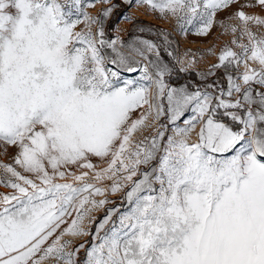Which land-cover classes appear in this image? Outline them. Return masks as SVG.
<instances>
[{
	"label": "snow or ice",
	"instance_id": "snow-or-ice-1",
	"mask_svg": "<svg viewBox=\"0 0 264 264\" xmlns=\"http://www.w3.org/2000/svg\"><path fill=\"white\" fill-rule=\"evenodd\" d=\"M137 3L185 34L231 32L240 51L207 74L223 68L227 88L170 83L162 30V44L109 37L111 0H0V146L16 149L0 161V264H264V0ZM233 6L237 23L217 21ZM93 180L124 193L102 218Z\"/></svg>",
	"mask_w": 264,
	"mask_h": 264
},
{
	"label": "rangeland",
	"instance_id": "rangeland-1",
	"mask_svg": "<svg viewBox=\"0 0 264 264\" xmlns=\"http://www.w3.org/2000/svg\"><path fill=\"white\" fill-rule=\"evenodd\" d=\"M111 3L117 5L113 9L110 17L105 21L107 35L109 37H114L118 33L121 38L125 41L129 40L134 35H141L144 38L153 40L158 44H162V38L155 34L156 31L162 30L169 34L168 45H163L161 47V56L164 61L167 62L173 69V73L168 77V81L172 84H184V83H218L227 88V79L223 68L215 69L214 75H207L209 70L212 69L214 64L219 63L218 57L222 49L227 45L231 47L234 51L239 52L240 49L231 43L233 40V35L231 32H225L220 25L214 24L207 35H197L196 28L199 26L198 23H194L187 27L186 34L182 32L176 22L174 17L169 16L168 18H161L156 12L150 11L146 5L141 6L137 3V0H111ZM110 4L105 3H95L94 7L87 8V12L91 16H100L101 12L110 7ZM235 6L232 8L220 12L217 14V21L224 20L226 23L235 24L237 21H228L227 15L229 12L235 11ZM252 11V10H248ZM127 16L130 19H124ZM137 26H146L152 28L154 31L149 33L147 31L140 33L138 32ZM80 25L77 30L83 28ZM95 31V26H93ZM254 31L256 29H253ZM246 43V39L242 41ZM171 52V55L168 53ZM185 67L187 70L184 72L179 71L181 67ZM252 67H257L256 64H252ZM243 65H241L239 71H243ZM198 73L206 74V78H202ZM138 73H127L122 72L124 78H135ZM138 113H134V116ZM166 122V121H165ZM149 127L141 132H137L133 136L134 141L142 140L145 136L149 135L155 123L149 120ZM180 126H183L182 121ZM195 134L193 133L192 139L195 140ZM15 148H9L7 154L3 153L2 146H0V161L5 163L11 162V157L15 154ZM98 166V168L107 167L105 162L100 161L98 158H93L92 161ZM91 179V176L89 177ZM71 182V181H69ZM97 183L98 186L104 187L106 189L105 196H96V200H101L107 198L112 203L105 205L103 208L95 209L92 211L91 216L95 218H102L105 215V211L108 208L118 207L121 205L123 198V191H118L116 194H112L108 191V187L111 181L105 180L103 182L92 181ZM10 189L0 186V193H7ZM85 227L91 226L93 231L95 230V225H89L88 220H85ZM64 239H70L73 241L72 247L80 243H85L91 240L90 236L85 237H64ZM81 259L84 256L83 250L80 252ZM43 264H56L55 260H46Z\"/></svg>",
	"mask_w": 264,
	"mask_h": 264
}]
</instances>
